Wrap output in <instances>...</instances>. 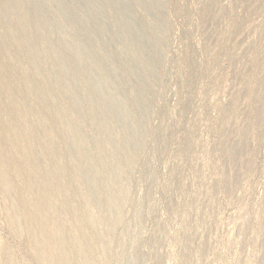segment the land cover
Segmentation results:
<instances>
[{"label":"rangeland","instance_id":"1","mask_svg":"<svg viewBox=\"0 0 264 264\" xmlns=\"http://www.w3.org/2000/svg\"><path fill=\"white\" fill-rule=\"evenodd\" d=\"M0 264H264V0H0Z\"/></svg>","mask_w":264,"mask_h":264},{"label":"bare ground","instance_id":"2","mask_svg":"<svg viewBox=\"0 0 264 264\" xmlns=\"http://www.w3.org/2000/svg\"><path fill=\"white\" fill-rule=\"evenodd\" d=\"M63 250V249H62ZM55 254V253H54Z\"/></svg>","mask_w":264,"mask_h":264}]
</instances>
